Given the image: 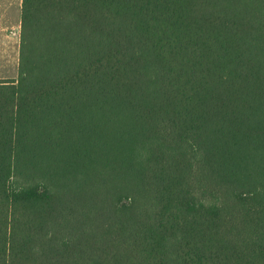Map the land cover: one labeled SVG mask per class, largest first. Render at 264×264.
I'll return each mask as SVG.
<instances>
[{"label": "trees", "instance_id": "obj_1", "mask_svg": "<svg viewBox=\"0 0 264 264\" xmlns=\"http://www.w3.org/2000/svg\"><path fill=\"white\" fill-rule=\"evenodd\" d=\"M0 264H264V0H23Z\"/></svg>", "mask_w": 264, "mask_h": 264}, {"label": "crops", "instance_id": "obj_2", "mask_svg": "<svg viewBox=\"0 0 264 264\" xmlns=\"http://www.w3.org/2000/svg\"><path fill=\"white\" fill-rule=\"evenodd\" d=\"M23 0H0V50L19 49L22 32ZM17 61V59H16Z\"/></svg>", "mask_w": 264, "mask_h": 264}, {"label": "rangeland", "instance_id": "obj_3", "mask_svg": "<svg viewBox=\"0 0 264 264\" xmlns=\"http://www.w3.org/2000/svg\"><path fill=\"white\" fill-rule=\"evenodd\" d=\"M19 61V49L14 48L13 44L10 49L0 50V80L9 81L18 78Z\"/></svg>", "mask_w": 264, "mask_h": 264}]
</instances>
